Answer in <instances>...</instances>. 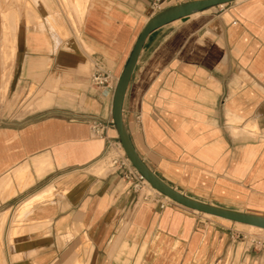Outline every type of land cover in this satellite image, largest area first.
I'll return each mask as SVG.
<instances>
[{
	"label": "crops",
	"instance_id": "crops-1",
	"mask_svg": "<svg viewBox=\"0 0 264 264\" xmlns=\"http://www.w3.org/2000/svg\"><path fill=\"white\" fill-rule=\"evenodd\" d=\"M53 1L29 0L25 10L34 34L24 36L17 69L19 84L32 76L38 88L23 105L31 113L0 125V264H264V247L231 222L135 190L109 166L107 140L119 142L113 94L139 33L191 0H58L66 17ZM18 18V9L2 13L0 30L12 40ZM96 69L113 73L112 88L91 84ZM122 120L168 185L264 216V0L150 33ZM92 123L105 125L106 137L94 136Z\"/></svg>",
	"mask_w": 264,
	"mask_h": 264
},
{
	"label": "water",
	"instance_id": "water-1",
	"mask_svg": "<svg viewBox=\"0 0 264 264\" xmlns=\"http://www.w3.org/2000/svg\"><path fill=\"white\" fill-rule=\"evenodd\" d=\"M238 0H191L166 8L152 16L142 27L132 48L131 54L117 80L113 101L112 118L118 140L131 166L164 197L187 209L221 218L232 223H239L264 229V216L231 210L206 203L181 193L160 179L139 157L128 136L122 120V102L134 71L138 57L148 35L169 23H178L203 10L226 5Z\"/></svg>",
	"mask_w": 264,
	"mask_h": 264
},
{
	"label": "rangeland",
	"instance_id": "rangeland-1",
	"mask_svg": "<svg viewBox=\"0 0 264 264\" xmlns=\"http://www.w3.org/2000/svg\"><path fill=\"white\" fill-rule=\"evenodd\" d=\"M56 2L57 5H55V1H53V4L51 5L53 11L60 13L62 17H66L68 14L66 6H62L58 0ZM28 3L29 0H0V25L3 21L2 13H7L8 10L12 8L18 9L19 11L18 26L14 34V39L12 40L11 34L8 30L4 33H2L0 30V125L5 124L8 119L15 120L16 118H21L30 114L31 112L25 110L23 105L27 101L29 94L33 93L32 91L35 89H38L37 86H34L33 84L32 76H28V80H26L28 81L27 83L25 82V84H19V77L21 73L20 70L17 69L19 52L22 47L24 36L26 34H30V36L33 37L34 34L31 27L27 26L28 24L25 23V10L26 8L30 7V4ZM14 24V21H5V25L8 29L13 28ZM34 38H37V40L38 38H41V41L45 40L43 35H37ZM2 57L4 59H2ZM3 84L6 86L5 90L3 88ZM122 153L120 152V154ZM19 223L20 222L12 223V225ZM229 224H233V226H235V228L240 231V236L245 237L248 240L258 237L261 238V236L252 237L254 234H264V232L248 228L243 225H235L232 222ZM1 247L2 246L0 242V248Z\"/></svg>",
	"mask_w": 264,
	"mask_h": 264
},
{
	"label": "built area",
	"instance_id": "built-area-1",
	"mask_svg": "<svg viewBox=\"0 0 264 264\" xmlns=\"http://www.w3.org/2000/svg\"><path fill=\"white\" fill-rule=\"evenodd\" d=\"M155 5V4H154ZM116 78L109 70L96 69L90 76V82L93 86L97 88H112ZM113 124V122H110ZM106 126L100 123H92L91 124V132L94 136L98 137H106ZM118 142H114L112 140H107V149L110 150L113 147H118ZM111 167L117 170H124L123 178L132 182V186L135 190H139L147 187L145 179L128 163L124 156H119L113 158L111 161ZM165 199V198H164ZM168 202V201H167ZM164 204H161V208ZM252 246L264 247V236L253 238L249 240Z\"/></svg>",
	"mask_w": 264,
	"mask_h": 264
},
{
	"label": "bare ground",
	"instance_id": "bare-ground-1",
	"mask_svg": "<svg viewBox=\"0 0 264 264\" xmlns=\"http://www.w3.org/2000/svg\"><path fill=\"white\" fill-rule=\"evenodd\" d=\"M117 133V132H116ZM118 147H113V148H111L110 150H108V154H107V156H109L110 155V159H109V166L111 167V161H112V159L113 158H116V157H119V156H124L125 157V153H124V150H123V148H122V146H121V144H120V142H118ZM120 152L122 153V154H120ZM125 158H127V157H125ZM127 161H128V163H130L129 162V160L128 159H126ZM131 165V164H130ZM145 182H146V184H147V188H149L152 192H156V193H159L158 191H156L154 188H152L150 185H149V183L145 180ZM47 192L48 191H46L45 192V194H47ZM44 194V193H43ZM160 194V193H159ZM40 196V195H39ZM48 196V195H47ZM44 197V196H43ZM45 198V197H44ZM32 200V199H31ZM165 200L166 201H168V202H170L171 200L169 199V198H167V197H165ZM193 211V210H192ZM195 212H197V211H195ZM202 214H204V213H202ZM205 215H208V214H205ZM208 216H210V217H212V218H215V219H218V220H222V221H226V222H230V221H227V220H224V219H221V218H217V217H213V216H211V215H208ZM234 224H238V225H243V226H246V227H248V228H252V229H256V230H259V231H261V232H264V229H261V228H257V227H254V226H248V225H244V224H239V223H234ZM264 236V234H258V235H252V237H254V236H261V237H263Z\"/></svg>",
	"mask_w": 264,
	"mask_h": 264
}]
</instances>
